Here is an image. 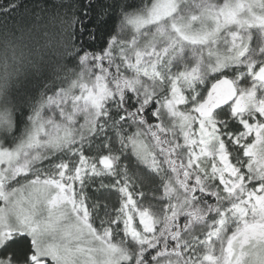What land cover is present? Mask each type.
<instances>
[{
  "label": "snow or ice",
  "instance_id": "snow-or-ice-1",
  "mask_svg": "<svg viewBox=\"0 0 264 264\" xmlns=\"http://www.w3.org/2000/svg\"><path fill=\"white\" fill-rule=\"evenodd\" d=\"M0 264H264V0H0Z\"/></svg>",
  "mask_w": 264,
  "mask_h": 264
},
{
  "label": "trees",
  "instance_id": "trees-1",
  "mask_svg": "<svg viewBox=\"0 0 264 264\" xmlns=\"http://www.w3.org/2000/svg\"><path fill=\"white\" fill-rule=\"evenodd\" d=\"M56 2H57V0H22V8H30L33 5V3H42V4L50 7L54 4H56ZM81 2L86 4L88 2V0H81ZM94 2H95V0H94ZM89 15H91V13H89ZM102 43H103L102 39H98L96 41L97 46H99ZM117 239H119V237H117Z\"/></svg>",
  "mask_w": 264,
  "mask_h": 264
}]
</instances>
